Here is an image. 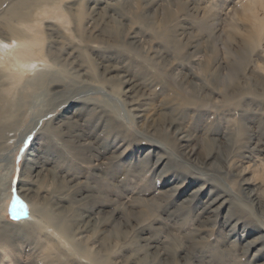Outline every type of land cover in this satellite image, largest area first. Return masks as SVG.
<instances>
[{
	"label": "rangeland",
	"instance_id": "1",
	"mask_svg": "<svg viewBox=\"0 0 264 264\" xmlns=\"http://www.w3.org/2000/svg\"><path fill=\"white\" fill-rule=\"evenodd\" d=\"M17 1L20 0H0V47L4 46L3 42L12 46L13 39L16 40L3 19L7 6ZM25 1L26 20L21 23L14 19L10 23L40 42V60L52 62L56 58V63L47 68L38 62L40 65L35 70L55 71V82L28 92L20 83L35 76L33 71L19 84L11 80L15 88L10 89L9 97L14 100L25 92L28 97L21 111L2 129L0 137V264H92L89 256L99 249L95 241L100 229L80 233L76 231L78 220L69 237L63 236L46 216L38 213L30 220L37 224L22 221L30 217L31 205L17 191L20 166L32 145L43 146L47 138L52 140L48 152L55 155L58 149L63 157L56 162L48 154L51 160L46 165L54 168L58 176H63V171L75 174L74 183L96 187L103 194L105 204L97 217L104 224V235L108 238L102 256L99 253L105 264H158V258L152 254L141 259L144 249L139 245L151 240H154L152 244L160 241L156 247H165L167 260L160 264L168 261L169 264H247L253 251L246 254L237 243L233 250L229 248L231 253L220 257L222 243H218L221 236L218 226L197 227L190 217L178 221L167 216L166 210L176 207L170 202L178 195L177 191L188 187L192 177L188 175L177 184L172 181L176 187L169 190L170 183L164 184V181L174 170L161 176L155 174L157 171L151 165L155 155L149 156V162L144 161L146 141L142 138H137L138 143L129 141L142 133L123 100L125 83L118 87L101 83L90 76V64L102 61L110 70L114 69L110 75L126 74L133 80H141V91L149 93L143 106L148 118L157 120L166 109L163 101L169 100L170 106L176 108L164 115L163 126L175 118L191 134L192 144L198 148L218 128L224 137L231 133L233 143L229 159L222 163L225 178L223 182L218 181V191L221 195L242 197L237 191L241 182L237 173L241 172L254 180L264 201V0L258 3L250 0ZM180 5L183 9H179ZM167 12L173 17L166 26L165 36H157V23ZM135 33L142 41L138 51L127 45ZM252 41L254 48H248ZM176 45L181 48L179 53L175 52ZM47 49L53 53L46 54ZM78 73L79 77L73 75ZM180 81L207 95L201 104L180 101L168 86ZM71 100L105 108L124 125L127 139L120 147L112 148L111 138L105 136L106 148L107 144L110 148L100 162H107L111 154L117 156L106 168L110 171L113 165L120 164L113 175L111 171L106 176L97 175L99 171L94 172L91 166L96 163V157L84 153L81 159L75 158L74 152L52 134L51 127ZM171 158L174 160V156ZM140 163L143 165L139 168ZM165 188L168 190L164 191ZM13 193L26 205V213L19 219H12L8 214ZM43 195L46 198L41 206L48 213L51 196ZM156 203L164 209H156ZM239 203L249 215L243 214L248 220H263L255 207L251 208L246 201ZM61 204L66 205L64 201ZM71 214L68 212L67 216Z\"/></svg>",
	"mask_w": 264,
	"mask_h": 264
},
{
	"label": "bare ground",
	"instance_id": "2",
	"mask_svg": "<svg viewBox=\"0 0 264 264\" xmlns=\"http://www.w3.org/2000/svg\"><path fill=\"white\" fill-rule=\"evenodd\" d=\"M250 1L252 3L260 2V0ZM25 2V0H20L12 3L7 6L4 11L6 14V17L3 19L4 23L7 26L9 25L8 29L16 40L13 39L14 45L12 46L6 45L7 43L3 42L1 44H4V46L0 47L2 52V56L0 55L2 57L0 58V86L3 87L0 88V137L2 129L6 127L14 114L21 111L24 104L27 103L25 101L28 97L27 92L22 93L14 100L9 97L10 89L15 88L11 80L19 84L28 72L33 71L35 76L26 80L24 78L25 82L20 83L21 86L18 85L24 87V91L28 92L29 90L41 89L43 86L47 87L49 84L51 85L52 82H55V71L50 73L47 71H40L42 68H39V71L35 70H37V66L40 65L38 62L43 63L45 65L44 67L47 68L52 65L51 63H56V58L54 59L55 62L53 60L50 62V60L45 58L40 60L39 57L41 55L38 57L39 51L42 50H40V42L24 35V30L17 26L14 27L10 23L14 19L21 23L26 20L27 15L23 11ZM179 9H183V6L180 5ZM172 17L173 15L167 12L164 18L158 21L157 36L165 34L166 26ZM261 24H263V22ZM130 38L132 40L127 41V45L130 48L132 47L135 51H138V47L142 42L140 36L135 33L132 34ZM253 44L254 41L249 43L248 48H254ZM180 50V46L176 45L175 52L179 53ZM48 53L53 52L51 49H47L46 54ZM98 64H101V66H97ZM235 69L238 70L237 68ZM111 71L113 72L114 69L111 68L110 70V67L102 63V61L99 63L93 61L90 64V76L99 80L101 83H106L109 87L111 85L113 87H118L121 83H125L126 86L122 91L123 100L129 106L136 120V124L142 133L140 137L133 136L129 141L136 142L137 138H142L146 141L145 145H147L148 149L144 154V161L149 162V156L155 155V159L151 165L155 168V171H157L155 174L159 176L163 175L166 171L174 170L173 175H171L170 178H166L164 181V184L170 183L169 186H167H171L169 190L174 189L173 187L175 185H172V181H175L177 184L187 178L188 175L192 177L188 187L180 188L177 191L178 195L170 202L176 205V207L168 211L166 206L167 210H165L168 213L167 216H173L178 221L185 217H190L196 222L195 224L197 227L210 225L218 226V235H221L220 239H218V243H220L219 241L222 243H220L222 248L220 257H224L226 252L231 253L229 248L233 250L237 243L240 244L244 253L249 254L253 251L251 257L246 261L247 264H264V201L254 180L244 177L241 172L237 173L241 178L240 186L237 191L242 194L243 198L241 196L237 198L235 196H228V194L221 195L218 191V181L222 180L221 182H223L225 178L224 165L222 163L223 160L229 159V150L233 143L230 135L231 133L224 134V137L222 135L223 133L218 128V130H214L213 136L208 135V137L205 138L203 146L198 148L195 143L192 144L191 134L187 132L183 124L175 118L169 120L168 126H163L166 118L164 115L170 114L172 110L174 111L176 108L170 106L169 100L163 101L164 106L166 105V109L161 112L157 120L151 117L148 118L143 106L145 105L144 100L148 99L149 93L147 94L141 91L142 87L140 88V86L143 82L141 80H133L132 77L126 74L110 75ZM75 72L77 71L75 70ZM46 74H48V77L44 78ZM73 75L79 77L81 74L78 73ZM85 81L87 80H84V82ZM168 86L172 89L171 91L176 93L180 101H185L188 104L199 105L202 103L204 97L207 96L206 94L201 95V90L199 92L196 87H188L187 84L184 85L182 81ZM70 98L71 97L68 99ZM88 104L90 103L88 102ZM116 117L117 116L114 117L113 114L105 108L73 101L67 105L63 113L58 116L55 121L56 125L51 127V132L57 140L61 141L60 144L65 145L71 149V152H74L75 158L81 159L84 153L90 154V157H96L94 161L96 163H92L91 166L94 172L99 171L97 175L106 176L111 172V175H113L118 171L120 164L113 165V167L111 165V172L106 168H109V163H112L117 156L111 154L107 158V162H100V159H102L104 153H107L106 151L110 148V144L112 148L116 149L127 139L124 125L120 122V119L118 120ZM220 135H222L223 138ZM105 136L111 138V142L107 144V148ZM63 138L66 139L63 140ZM50 142H52L51 138H47V142L43 146H40L38 143L35 147V144L32 145L25 153L20 166L17 191L18 194L31 205L28 213L30 217L22 221H26L30 223V225L37 224L30 220L33 216H36L35 213H38L39 216H46L49 223L65 237H69V234H73L76 220L79 221L76 231L80 233H93L95 230L100 229L99 236L95 241L99 249L93 256L90 255L89 258L92 264H105L101 256L102 251L106 248L108 238L104 235V224L97 217L102 211L101 206L105 204L103 194L100 190L99 193L96 187L78 185V182L74 183L76 179L73 180L75 175L73 173L72 175L68 171H63V176H58L54 168H49L48 165H46L51 160L48 154L52 156L53 159L55 157L56 162L59 160V157H63L58 149H56L55 155L48 152L50 149L48 144H51ZM111 152H114V150ZM40 155L44 156L40 157ZM171 156H174V160H172ZM183 161H186V163ZM117 162L116 160L115 163ZM187 163L190 164L193 169L189 168ZM142 165L143 164L140 163L137 167L140 168ZM186 172L188 174H185ZM59 177H61V179ZM56 180L59 182H55ZM194 183L196 187L189 189L190 186H194ZM163 190L167 191L168 188ZM63 192L65 193L63 194ZM43 193L51 196L50 201H52V204L48 206L50 209L48 213L43 210V206H41L42 201L46 198ZM223 196L226 197L222 198ZM62 201H64L66 205H62ZM239 201H246L252 206L251 208L255 207L254 209L257 214L260 218H263V220L261 219V221L253 218L250 221L248 218L244 217L243 214L249 215L245 213ZM156 205L158 206L156 209H164L159 203H156ZM150 209L151 208L148 207V210ZM68 212H72L70 217L67 216ZM227 238L232 240L227 241ZM153 241L151 240L139 245L141 250L142 248L144 249V255L141 259H145L146 256L152 254V256L158 258L157 263L160 264L167 260V253L164 246L162 249L156 247L157 244H161L159 240H155V244L151 243ZM150 249L154 250L151 252L149 251ZM99 253H101V256ZM169 263L168 261L165 264Z\"/></svg>",
	"mask_w": 264,
	"mask_h": 264
},
{
	"label": "snow or ice",
	"instance_id": "3",
	"mask_svg": "<svg viewBox=\"0 0 264 264\" xmlns=\"http://www.w3.org/2000/svg\"><path fill=\"white\" fill-rule=\"evenodd\" d=\"M26 213V205L21 202L18 197L13 193L12 199L9 202L8 214L12 219L21 218L22 214Z\"/></svg>",
	"mask_w": 264,
	"mask_h": 264
}]
</instances>
